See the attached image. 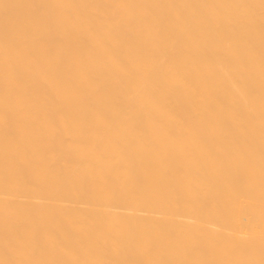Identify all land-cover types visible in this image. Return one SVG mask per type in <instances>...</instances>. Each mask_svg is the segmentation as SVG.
<instances>
[{
	"label": "bare ground",
	"instance_id": "1",
	"mask_svg": "<svg viewBox=\"0 0 264 264\" xmlns=\"http://www.w3.org/2000/svg\"><path fill=\"white\" fill-rule=\"evenodd\" d=\"M0 264H264V0H0Z\"/></svg>",
	"mask_w": 264,
	"mask_h": 264
}]
</instances>
